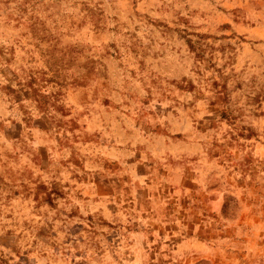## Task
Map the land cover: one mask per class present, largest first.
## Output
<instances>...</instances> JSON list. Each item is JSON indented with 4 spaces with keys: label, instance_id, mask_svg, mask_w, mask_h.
Segmentation results:
<instances>
[{
    "label": "rangeland",
    "instance_id": "374dc122",
    "mask_svg": "<svg viewBox=\"0 0 264 264\" xmlns=\"http://www.w3.org/2000/svg\"><path fill=\"white\" fill-rule=\"evenodd\" d=\"M0 264H264V0H0Z\"/></svg>",
    "mask_w": 264,
    "mask_h": 264
},
{
    "label": "crops",
    "instance_id": "0c3cea01",
    "mask_svg": "<svg viewBox=\"0 0 264 264\" xmlns=\"http://www.w3.org/2000/svg\"><path fill=\"white\" fill-rule=\"evenodd\" d=\"M207 241L203 240V237L192 235L189 237L187 243L184 246L187 248V251L192 254L203 253L207 250L208 246Z\"/></svg>",
    "mask_w": 264,
    "mask_h": 264
}]
</instances>
